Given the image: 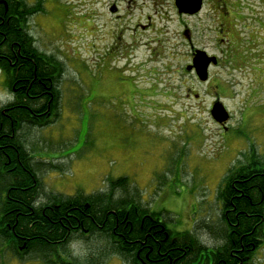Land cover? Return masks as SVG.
Returning a JSON list of instances; mask_svg holds the SVG:
<instances>
[{"label":"rangeland","instance_id":"rangeland-1","mask_svg":"<svg viewBox=\"0 0 264 264\" xmlns=\"http://www.w3.org/2000/svg\"><path fill=\"white\" fill-rule=\"evenodd\" d=\"M26 2L41 7L28 23L37 49L63 66L55 84L61 99L49 125L22 133L40 165L39 203L52 195L106 192L109 180L126 178L128 196L161 212L169 230L220 247L217 196L224 179L245 154L264 159V80L234 71L224 56L220 67L210 69L209 82H200L186 71L192 50L184 32H194L199 50L220 56L213 50L218 22L232 28L242 14L264 63V29L256 26L263 28L264 0H207L194 18L179 15L173 0H124L120 32L110 12L113 0ZM135 24L146 25L137 37L131 36ZM116 38L127 50L105 49ZM218 100L231 115L228 131L210 114ZM13 101L0 75V108ZM125 193L116 191V198ZM68 244L74 264L101 252L100 264H130L106 255L111 245L97 235ZM2 252L0 264H44L35 254L23 261L0 242ZM250 264H264V244Z\"/></svg>","mask_w":264,"mask_h":264},{"label":"trees","instance_id":"trees-1","mask_svg":"<svg viewBox=\"0 0 264 264\" xmlns=\"http://www.w3.org/2000/svg\"><path fill=\"white\" fill-rule=\"evenodd\" d=\"M12 2L7 17L2 8L0 21V75L14 96L0 108V242L23 261L35 254L44 264H74L68 243L85 234L104 238L111 245L105 254H118L130 264H250L264 244V159L256 152L243 155L244 161L229 171L218 192L223 244L216 248L203 245L192 233L169 230L161 212L128 196L126 178L109 180L106 192L52 195L39 203L40 165L34 164L22 133L49 125L58 101L43 94L49 81L59 82L63 66L40 52L29 33V20L41 7L26 0ZM233 61L229 66L235 69L240 61ZM255 61L254 79L264 78L263 59L256 54ZM253 173L256 180L244 182ZM116 191L126 193L116 198ZM98 256L87 264H100Z\"/></svg>","mask_w":264,"mask_h":264},{"label":"flooded vegetation","instance_id":"flooded-vegetation-1","mask_svg":"<svg viewBox=\"0 0 264 264\" xmlns=\"http://www.w3.org/2000/svg\"><path fill=\"white\" fill-rule=\"evenodd\" d=\"M124 0H113L112 4L110 5V12L111 14H113V16L118 20H115V27H117L119 29V32L122 31L123 28V23H124V19L122 18V16L120 15V9H119V5L123 2ZM207 0H204V5L206 3ZM88 2V0H87ZM174 4H175V0H173ZM9 4L12 6L13 2L12 0H9V3L7 0H0V21H1V12H2V8H5L4 11V17H7V14L9 12ZM176 6V4H175ZM116 10V13H112V9ZM179 14V13H178ZM237 14V13H236ZM180 15V14H179ZM233 15V14H232ZM239 16L233 18L232 22H233V27L232 28H228L225 26V24H222L220 22H218V26L217 28L214 30V49L213 50H218L220 53V56L223 57L226 55V59H229V65L234 63V59H235V63H237L236 60L240 61V64L238 67H235V69H233L236 72H242V74H247V75H253L255 72L253 71L254 66H257V61H255V56L257 53V50H260V48H258L256 46V42L254 43V38L252 36V24L247 22L246 20H244V18L241 16L242 14H237ZM184 17H189V18H194L199 16V14L194 15V16H190V15H181ZM148 21H151V18H148ZM9 21V20H8ZM258 22H261L263 25V28L259 27L258 25H256L259 29H264V18L260 19ZM256 23V22H255ZM253 23V24H255ZM1 26V23H0ZM112 30H115V28H112ZM244 32H242V31ZM139 31H146V25L143 24H135V26L132 28L131 32V36H135L137 37L139 34ZM189 31V35H190V40H188V43L190 45V50H192V56L194 53V50H199V48L197 46H195L194 44V39H195V34L192 30H188ZM118 32V33H119ZM242 32V33H241ZM245 33V34H244ZM258 33H260V31H258ZM117 34V33H116ZM120 39L116 38L115 42L113 44H111L108 47H105L106 50H127V48H125V46L121 45L119 43ZM130 50H134V47L129 48ZM0 50H1V42H0ZM201 50H207V48H203ZM218 57V66L220 67L222 60L221 57ZM227 59V60H228ZM260 64V63H259ZM262 77V76H261ZM262 80H264V78H261ZM256 79H254L255 81ZM50 82V86L47 88L43 94V97H48L49 101L54 102V101H59L61 99V93L58 90V85L56 86V83H53L51 81ZM55 85V86H54ZM221 129L228 131V129H226L225 126H219ZM257 175L253 173V175H251L250 178H248V180H244V182H247L251 179L256 180ZM241 178H245V176L241 177ZM142 260V259H139ZM141 264H151V262H145L144 260L140 261Z\"/></svg>","mask_w":264,"mask_h":264},{"label":"water","instance_id":"water-1","mask_svg":"<svg viewBox=\"0 0 264 264\" xmlns=\"http://www.w3.org/2000/svg\"><path fill=\"white\" fill-rule=\"evenodd\" d=\"M203 1L204 0H175V4L180 15L194 16L202 11ZM112 13H116L114 8L112 9ZM184 36L189 39V32L186 31ZM217 65L218 58L216 56H210L203 50H195L192 64L186 67V71L189 73L194 72L200 82L208 83L210 69ZM210 114L213 120L221 126L226 125L231 118L229 111L220 100L213 104Z\"/></svg>","mask_w":264,"mask_h":264}]
</instances>
